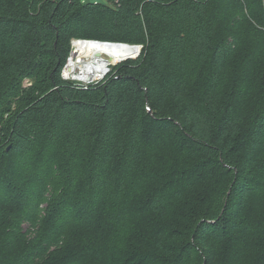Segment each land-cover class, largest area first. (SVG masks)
Instances as JSON below:
<instances>
[{
    "label": "trees",
    "instance_id": "1",
    "mask_svg": "<svg viewBox=\"0 0 264 264\" xmlns=\"http://www.w3.org/2000/svg\"><path fill=\"white\" fill-rule=\"evenodd\" d=\"M0 264H264V0H0Z\"/></svg>",
    "mask_w": 264,
    "mask_h": 264
},
{
    "label": "built area",
    "instance_id": "2",
    "mask_svg": "<svg viewBox=\"0 0 264 264\" xmlns=\"http://www.w3.org/2000/svg\"><path fill=\"white\" fill-rule=\"evenodd\" d=\"M101 43L107 45H119L126 48V56H120L117 60L110 62L108 55L103 53L97 55L95 59L89 56H80L74 45L75 43ZM143 50V45L139 43H128L124 41L114 40H99L92 38H72L69 41V50L60 69V77L62 80L71 83L80 88H87L90 85L103 83L105 79L115 73L114 67L118 64L137 58ZM79 56V58H77ZM30 82L24 80V84L28 85Z\"/></svg>",
    "mask_w": 264,
    "mask_h": 264
},
{
    "label": "bare ground",
    "instance_id": "3",
    "mask_svg": "<svg viewBox=\"0 0 264 264\" xmlns=\"http://www.w3.org/2000/svg\"><path fill=\"white\" fill-rule=\"evenodd\" d=\"M77 53H80V56H89L92 59H95L97 55L107 54L108 60L113 62V60H117L120 56H126L127 52H130L124 47L119 45H107L101 43H75L74 45ZM79 58V56H77Z\"/></svg>",
    "mask_w": 264,
    "mask_h": 264
},
{
    "label": "rangeland",
    "instance_id": "4",
    "mask_svg": "<svg viewBox=\"0 0 264 264\" xmlns=\"http://www.w3.org/2000/svg\"><path fill=\"white\" fill-rule=\"evenodd\" d=\"M31 82V81H30ZM94 234V227L92 226L81 228L72 235L73 242H80L81 239H88Z\"/></svg>",
    "mask_w": 264,
    "mask_h": 264
}]
</instances>
